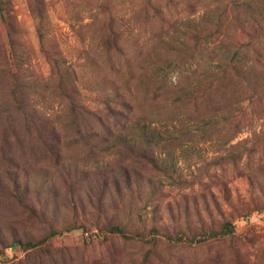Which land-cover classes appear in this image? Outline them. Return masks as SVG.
Here are the masks:
<instances>
[{"label": "rangeland", "instance_id": "374dc122", "mask_svg": "<svg viewBox=\"0 0 264 264\" xmlns=\"http://www.w3.org/2000/svg\"><path fill=\"white\" fill-rule=\"evenodd\" d=\"M0 264H264V0H0Z\"/></svg>", "mask_w": 264, "mask_h": 264}, {"label": "trees", "instance_id": "16d2710c", "mask_svg": "<svg viewBox=\"0 0 264 264\" xmlns=\"http://www.w3.org/2000/svg\"><path fill=\"white\" fill-rule=\"evenodd\" d=\"M234 54H235V55H238V52L236 51ZM112 231H113L114 233L121 234L124 238H127L126 235H124L123 230H122L120 227H118V226L114 227V228L112 229Z\"/></svg>", "mask_w": 264, "mask_h": 264}]
</instances>
